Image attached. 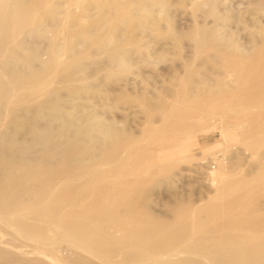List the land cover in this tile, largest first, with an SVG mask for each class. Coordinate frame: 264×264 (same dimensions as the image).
I'll use <instances>...</instances> for the list:
<instances>
[{"label":"rangeland","instance_id":"obj_1","mask_svg":"<svg viewBox=\"0 0 264 264\" xmlns=\"http://www.w3.org/2000/svg\"><path fill=\"white\" fill-rule=\"evenodd\" d=\"M70 1L72 0H52V6L49 4V7L53 11L43 10L38 16L39 30L41 31L43 27L47 28L42 29L41 32L35 31L26 47L38 53V58L31 61V70L44 74L45 86L40 89V84L28 85L20 89V92L17 90L19 95L15 92L14 99L11 97L8 105L6 104L8 100L0 105V146H2L0 159L15 160L18 164L29 167L31 164L23 163V159L33 161L44 156L43 151L32 145L34 135L46 134V132L55 134L65 129L63 134L65 140L74 137L73 128L59 126L54 120L55 117L67 118L71 110H76L84 116L97 117L96 119H99L103 126L111 127L113 131L122 134V137H128L129 142L133 143L132 148L139 147L144 151L143 155H136L124 164V171H121L120 176L113 180L141 182L143 193L140 206L155 219L169 223L173 219V208L178 205L187 207L188 215L194 216L196 225V234L188 241L192 242L199 235V226L205 217L203 209L212 204H222L246 191V188L238 189L231 196L218 199L219 190L217 189L225 182L245 179L258 171V164L264 159V147L257 148L258 150L250 149L254 138L250 139L248 135L263 133L264 118L262 116L264 114L262 113L264 111L258 112L252 109V112L246 111L247 114L232 111H212L211 113L192 111L201 117L200 120L198 122L183 120L175 123L166 130L181 132L177 131L170 135V131L165 133L160 127L159 116L161 115L157 116L160 112L151 111L152 114L148 118V111H145V108L151 106L153 108L160 103H173L172 92L178 83L179 85L183 83L190 94L199 93L203 88L213 89L221 83L234 85V77L229 72L226 74L220 63L212 57V52L207 51L201 54L196 52L189 34L198 27L214 30L221 37L233 40L239 50L250 51L262 40L264 9L258 8L260 0H214V11L211 14L208 13L210 6L207 0H109L112 4L106 0H82L73 4H70ZM132 10L133 13L130 14ZM127 13L130 15L128 16ZM64 14H66L65 19ZM74 18L76 21H72ZM82 21L85 23L83 24ZM67 27H71V31L66 29ZM76 32H80V35L74 38L77 35ZM24 35L23 32L20 37L23 38ZM12 46H14L13 43ZM112 50L121 55L119 57L125 66L117 65L109 60V53L113 52ZM48 51H54L52 60L49 59ZM17 52L20 58H26V51L19 48ZM3 59H9L10 66L14 69L25 68L20 64H17L19 65L17 67L11 57ZM40 63H43V66ZM45 63L49 64L48 68ZM58 63L61 64L58 65ZM50 68L54 72L57 70L56 73L59 72L58 78ZM51 73L54 74L51 75ZM65 78L68 79L64 80ZM38 85L39 87H36ZM78 88L79 90H76ZM26 89L31 90L29 91L31 93H27ZM58 104L60 106H57ZM3 111H5L4 114ZM13 132L19 133L18 136L17 134L15 136ZM2 133H5L8 138L16 139L13 146L3 145ZM83 141L84 139L77 142L81 147L85 145L84 148H88L82 154V160H87L89 155H94L99 161L100 143ZM21 144L22 146H18ZM45 157L49 160L54 159L52 154H45ZM119 157L123 158L124 152H120ZM104 164L100 163L99 168L106 172L111 165ZM120 164L122 159H119L115 165ZM16 171L19 173L21 170ZM91 174L79 181H74L68 188L62 186L67 179L60 177L55 181L54 193L48 190L34 200H27L24 197L20 206L10 209L8 214L3 213L2 217L7 218L9 214L19 209L26 212L20 218L7 221L12 225L11 228L3 225L5 220L0 222V249L2 250L0 252L5 253L4 256L0 255V264H14L8 259L12 253L13 259L21 261V264H74L78 256L90 259L89 264H102L95 262L96 260L84 253L73 250L65 243L53 244L59 241V236L52 230L43 237H31V240H27L14 223L17 220L33 223L35 212L42 209L53 210L54 220H61L69 212L78 211L89 201V197L72 206L62 203V200L69 197L81 182H88L93 188L98 183L108 180L101 179L96 182L95 177L98 173ZM258 183L260 181L251 184ZM262 206L261 203L260 208ZM181 244L186 245L184 241L176 243L178 247ZM135 250L126 249L125 251ZM187 256L190 255L180 257ZM119 259V257L114 258V260Z\"/></svg>","mask_w":264,"mask_h":264},{"label":"bare ground","instance_id":"obj_2","mask_svg":"<svg viewBox=\"0 0 264 264\" xmlns=\"http://www.w3.org/2000/svg\"><path fill=\"white\" fill-rule=\"evenodd\" d=\"M77 1L80 2L82 0H72L70 4ZM106 1L110 2L111 0ZM51 2L52 0H0V105L7 100L6 104L8 105L10 102L9 99L11 97L14 99V95L16 93L18 94L20 89H24L28 85L37 83L40 84V89L45 86V80L43 81L44 74H42V72L39 74L37 73L38 71L31 70V61L38 58V53L26 46H28L27 44L32 40V35L35 31L41 32L42 29L44 30V28H47L43 27L41 31L39 30L40 21L38 16L43 10L53 11V9L49 7ZM207 2L210 6L208 13L211 14L214 11V0H207ZM74 5L77 6V4ZM50 6H52V4ZM258 8L264 9V0H260ZM130 12V14H132L133 10ZM43 14L44 13H42V15ZM130 14H128V16ZM65 15L66 14H64L63 17L64 19ZM72 21H76V19L74 18ZM88 25L85 26L89 27ZM63 27L65 28V26ZM71 27H67L66 29H70ZM54 31H56V29ZM23 32L25 35L21 38L20 34ZM83 33H81V35ZM35 34L38 37V34ZM261 34L262 40L260 43L248 51L243 49L239 50L235 43H233V40L227 37H221L217 31H210L201 27L195 28L189 34V39L194 44L196 52L200 54L207 51L212 52V57L220 63L221 68L227 72L226 74L229 72L234 77V85L221 83L213 89H209V87L203 88V90L200 89L199 93L190 94V91H187L188 89L186 90L183 83H180V85L178 83L172 92L173 103H160L153 108H151L152 106L144 107L146 109L145 111H148L147 117L149 118L151 116V111H159L160 114L158 113L157 116L161 115L159 117L162 131L165 133L170 131V135H172L177 131H181L166 130L167 127L183 120L196 122L200 120L201 117L192 111H208L210 113L212 111H232L245 114L246 111L249 113V111L252 112V109H255L258 112H263L264 27L261 28ZM79 35L80 32L77 33L74 38ZM12 43L14 46L11 47ZM58 44L60 45V43ZM73 44L75 43L73 42ZM55 46L59 48L57 44ZM70 46L69 48L72 49ZM60 47L62 48V46ZM19 48L26 51V58L19 57L17 52ZM66 48H68V46H66ZM53 52H49V59L54 56ZM64 55H67V53H64ZM119 55L117 51H113L109 53V60L117 65L125 66ZM4 57L13 58L14 60L12 61L14 64L16 63L15 65H23L27 70L25 71V68L21 70V67H18L19 65H17L18 69L12 68L9 59L4 60ZM53 61H55V59H53ZM14 64L13 66H15ZM40 64L43 66V63ZM45 64L48 68L49 64ZM59 64L61 63H58V65ZM35 69L37 70V68ZM56 71L54 72L52 69L51 72L56 73ZM54 73H51V75ZM74 78L76 79V77ZM66 79L68 78L64 80ZM46 81L49 82V80ZM36 87H39V85ZM34 88L35 87H33V89ZM34 90L36 91L37 89L35 88ZM76 90H79V88ZM29 91L27 90V93ZM37 92L39 91L37 90ZM23 93L21 92V94ZM18 99L20 98L18 97ZM57 103L58 102H56V104ZM57 106L60 105L58 104ZM4 112L5 111H3V114ZM262 117L264 118V116ZM96 118L81 115V113L76 110H71L67 118L60 116L55 117L54 120L58 122L59 126L73 128L74 137L72 139L69 138L70 140H65L66 138L64 139L63 137L65 129L55 134L46 132V134L34 135L35 137L32 145L43 151L44 156L36 160L34 159L33 161L23 159V163L27 164L28 162L31 164L29 167H24V164L20 165L18 162H15V160L9 161L7 159H0V222L5 220V224L3 225H7L8 228H11L12 225L7 222L9 219L11 221L26 214V212L19 209L9 214L7 218L2 217V215L8 214L10 209H15L20 206L23 203L24 197L27 200H34L48 190L54 193L55 181L60 177L67 179L62 186L68 188L74 181H79L84 176L95 172V174L98 173L95 177L96 182L101 181V179L108 180L104 183L101 182L102 184L98 183L93 188H91L88 182H81L74 188L69 197L62 200V203L72 206L78 202H82L86 197H89V201L81 206L78 211L69 212V214L61 220H54L53 210L42 209L35 212L33 223L19 220L15 221L14 223L17 225L20 232L24 233L25 238L31 240V237H43L52 230L59 236V241L53 244L65 243L73 250L84 253L89 256V258L96 260L95 262H100L102 264H264V166H262L264 164V159L263 161L261 160L262 162L258 159L262 165L261 163H259L260 165L258 164V171L256 170L257 172L253 176L245 177V179L241 180L225 182L222 187L217 189L219 190V192L217 191L218 199L224 196H231V194L238 189L246 188V191L240 196L222 204H212L208 206V208L203 209L202 211L205 217L199 226V235L192 242H188L196 234V225L194 223V216L188 215L187 207L178 205L173 208V219L169 223L155 219L147 213L146 209L140 206L143 193L141 192V182L113 180L120 176L121 171H124V164L128 163V161L136 155H143L144 151L139 147L135 149L132 148L133 143L131 142V144L129 142L127 139L128 137H122V134L113 131L110 129L111 127L107 128L103 126V124L98 121L99 119L97 120ZM17 131L19 132V130ZM14 134L16 136L17 133ZM258 134L260 135V133ZM259 135H248L250 139L254 138L252 143L250 142V149L258 150L257 148L264 147V131L260 136ZM81 138L84 139V141L87 140L100 143L101 158L99 161H97L94 155H89L87 160H82V154L85 150H88V148L85 149V145L83 147L78 145L77 142L81 141ZM1 139L3 145L6 144L8 146H13L16 140L6 137L5 133ZM18 146H22V144ZM0 147L2 148V146ZM5 148L7 147L5 146ZM120 152H124L123 158L119 157ZM1 154L2 153H0V158ZM45 154L54 155V159H47ZM27 157L29 156L27 155ZM119 159H122V164L115 165ZM100 163L111 166L106 172H103L99 168ZM16 170L21 171L18 173ZM256 181H260V183L257 185L251 184ZM261 203L263 204L262 208H260ZM181 241H184L186 245L182 246L181 244V246L178 247L179 245L177 246L176 243ZM126 249L136 250L129 252L125 251ZM0 251L2 250L0 249ZM0 255L4 256L5 253L0 252ZM179 255L190 256L181 258ZM12 256L8 258L10 262L12 260L14 264H21V261L14 260ZM6 257H8V255ZM115 257H119L120 259L114 260ZM89 260L87 257L78 256L74 264H89Z\"/></svg>","mask_w":264,"mask_h":264}]
</instances>
